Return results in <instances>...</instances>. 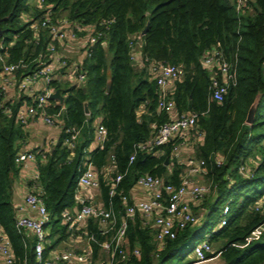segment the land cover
I'll list each match as a JSON object with an SVG mask.
<instances>
[{"label": "trees", "instance_id": "1", "mask_svg": "<svg viewBox=\"0 0 264 264\" xmlns=\"http://www.w3.org/2000/svg\"><path fill=\"white\" fill-rule=\"evenodd\" d=\"M235 3L236 0H0V56L6 63L27 61L45 50V32H39L40 43L35 45L30 25L47 10L55 21L66 19L103 32L90 57L82 61L86 72L83 86L71 83L63 87L65 83L56 82L64 97V127L80 129L81 141L70 155L62 146L61 134L45 161L42 151L33 150L39 173V197L50 216L44 257L69 236L61 215L76 208L74 191L86 149L94 138L96 119L101 117L107 141L102 150L91 152L89 161L100 170L113 154L116 171L127 170L121 183L124 193L144 174L172 185L180 183L184 166L170 156L176 142H170L155 155L139 152L128 166L133 145L151 138L150 124L168 121L167 115L156 109L158 90L152 79L151 63L160 62L183 67L184 76L173 82L170 96L175 101L177 116L197 115L196 130L202 143L195 148V157L205 161V181L212 183L213 192L208 200L191 207L198 216L197 222L180 231L175 239L166 240L162 250L156 249L153 228L143 226L138 218L129 221L127 248H137L140 255L115 264H188L185 259L197 245L195 234L204 231L211 246L215 245L208 258L219 255L223 264H264V233L256 234L264 222V206H258L264 197V0H250L239 14ZM108 20L113 22L106 29L101 23ZM145 27L140 55L132 60V37L141 34ZM211 49L220 50L235 73V82L221 103L211 99L212 73L201 63ZM1 67L0 62V71ZM22 100L23 97L13 103L12 115L7 117L2 113L5 100L0 91V226L11 243L15 264H38L35 241L16 231V211L11 202V190L20 174L14 158L23 132L15 113ZM84 102L88 115L84 113ZM253 103V122L247 125L246 114ZM141 105L148 115L138 122L136 111ZM216 156L223 158L220 166L214 161ZM241 165L250 170L249 179L239 175ZM30 186L27 181L26 189ZM109 200L108 185L100 177V201L108 207ZM111 202L121 216L119 197H113ZM226 204V224L216 231L210 230ZM85 231L93 234L97 242L104 239L94 219L88 221ZM91 248L92 258L96 259L99 246L92 242Z\"/></svg>", "mask_w": 264, "mask_h": 264}, {"label": "built area", "instance_id": "2", "mask_svg": "<svg viewBox=\"0 0 264 264\" xmlns=\"http://www.w3.org/2000/svg\"><path fill=\"white\" fill-rule=\"evenodd\" d=\"M250 0H236L235 11L243 13L245 6ZM41 19L33 22L30 28L33 32L35 45H39V32L44 31L47 44L43 52L37 53L33 59L18 60L6 63L0 56L2 64L0 71V91L4 97L2 113L10 117L11 106L22 97V104L15 113L16 123L25 130L31 123H40L50 130L56 131V136L50 138L43 147H37V152L42 151V159L45 161L47 154L58 143V138L64 134L62 146L70 155L73 154L76 144L80 140V129L76 127H64L63 112L64 104L60 105L57 100H50V95L58 88L56 82L76 86H83L86 72L81 67L85 57H90L93 47L103 35L101 30L94 27H85L71 23L66 19L55 21L49 10ZM28 21V20H27ZM113 21L108 20L101 26L108 28ZM108 25V26H107ZM142 35L132 37L133 42L142 45ZM105 46V42H102ZM80 50V62H71V48ZM130 47L133 48L132 44ZM140 55V53H139ZM138 55V56H139ZM137 57L133 50L131 59ZM205 70L212 73L209 90L211 99L221 103L229 90V86L235 82V73L224 54L218 49H211L201 60ZM153 80L158 90L156 109L159 113L167 116L176 113L175 101L170 96L173 82L181 80L184 70L181 65H168L160 62L151 63ZM219 76V77H218ZM10 105H6V104ZM60 107L54 110L55 107ZM145 107L141 105V108ZM196 118L194 113L181 114L168 119L163 124L151 126V138L140 144L133 145L132 152L128 157V166L132 165L139 152L155 155L162 152V147L170 142H176L171 149V160H175L179 166H184L182 178L178 185L165 183L162 178L149 174L140 175L134 185L126 193L121 188V183L127 175L116 171V160L113 154L109 156L106 165L98 170L84 158L83 168L78 177L74 191L76 208L74 211L65 210L62 215V224L66 225L67 231L75 233L85 230L90 219L97 221L100 235L104 238L97 242L93 234L87 235L89 243H97L99 249L107 256L105 261L97 264H115L125 261L130 256L138 257L140 252L137 248L128 250L127 229L129 221L140 219L145 227H151L155 231L154 242L156 249L162 250L166 240H173L180 231L187 226L197 222L198 216L194 214L192 206H196L206 197L212 194V183L204 181L208 175L206 163L195 156H185L184 150L190 144V140H202V136L196 130ZM139 122V115L137 116ZM94 141L99 150L104 148L107 141V130L98 123L95 127ZM36 153L33 149H20L14 158L15 165L20 173L27 174L29 166H36ZM43 161V162H44ZM215 163L220 166L223 158L216 156ZM238 173L243 178L249 179L252 174L250 170L241 165ZM100 177L108 185V196L110 198L108 207L100 202H91L94 192L100 195ZM27 179L31 182L30 188L26 189L24 205L30 216L16 217L15 228L18 234L25 238L33 239L35 261L38 264H90L92 260V248L86 252L78 253L73 249L63 251L52 250L44 257V248L47 244V229H49L50 216L45 208L43 200L39 197L40 182L37 168ZM137 196L132 197V193ZM119 197L122 206V215H118L113 209L111 199ZM264 206V197L258 202ZM229 206H223L219 227L226 224V216ZM120 214V213H119ZM86 232V231H84ZM264 233V222L259 225L257 231ZM88 234V233H87ZM214 249L208 239L197 244L192 251V259L188 264H205L208 255ZM0 264H15V255L11 243L0 226Z\"/></svg>", "mask_w": 264, "mask_h": 264}, {"label": "crops", "instance_id": "3", "mask_svg": "<svg viewBox=\"0 0 264 264\" xmlns=\"http://www.w3.org/2000/svg\"><path fill=\"white\" fill-rule=\"evenodd\" d=\"M75 49L76 48H71V60L73 59L72 55H74V53H75L76 54L75 60H78L77 62H80V59H79L80 55L78 56V54H77L78 50H75ZM136 52H137V57H138V55H139L138 50H136ZM136 67H138L137 64H136ZM172 90H173V87L171 88V91ZM86 115H88V114H86ZM136 115L137 116L139 115V120H141L142 116H147L148 113H147L145 107L141 108V106H139V108L136 111ZM175 116H176V113H173V114L168 115L167 117H168V119H170V118L175 117ZM100 122H101V117L97 119V123H96V125H94V129L97 126V124ZM153 124H156V123H151L150 129H151V126ZM35 128L38 130L33 132L35 130ZM25 130L26 131L23 132L24 137L22 138V140L19 141V143L22 146L23 142H26L25 141L26 139L29 142L26 143L27 145L24 144L22 146L23 149H30L29 147H30L31 143L37 142L40 140L38 142L39 144L38 143L35 144L34 149H33V150H35V149L37 150V147H43L44 144L46 145V143L49 142L50 138H52V137L54 138L57 135L56 131L50 130L40 123H31ZM81 138L82 137L80 135L79 141H81ZM189 143H190V144H188L189 146L184 149V150H186V151H184L185 156H195V148L202 143V140H198V138L197 139L193 138V140H190ZM95 149H98V148L96 147V144H95V141L93 138L89 147L86 149L87 151H86L85 158L89 159L91 156V152ZM35 168H36L35 164L29 166L27 171H26L27 174L23 175L22 173H20L17 180L13 184V187L11 190V202H12V205L14 207V210L16 211V217H18V216H30V217H32V214H30L26 210L25 205H24V195L26 192V183H25L24 179H27L26 178L27 175L32 174ZM204 181H205V179H204ZM134 196H137L136 192H135V194L132 193V197H134ZM91 202H100V195H98L94 192L93 197L90 200V203ZM72 211H74V209ZM84 231H81L80 233H71L68 231L69 236L67 237V239L65 241H62L61 243H59L53 250L63 251L66 249H68V250L69 249L70 250L76 249L75 250L76 252H78L79 250H81L80 252H86V250H89V248H91V243L88 242V237H87L88 234H87V232H84ZM49 232H50V228L47 229V234H49ZM55 238H57V236ZM106 259H107V256L101 250H99L98 257L96 259L92 258L90 264H97L99 262L105 261ZM73 264H77V263H73Z\"/></svg>", "mask_w": 264, "mask_h": 264}, {"label": "rangeland", "instance_id": "4", "mask_svg": "<svg viewBox=\"0 0 264 264\" xmlns=\"http://www.w3.org/2000/svg\"><path fill=\"white\" fill-rule=\"evenodd\" d=\"M65 15V14H64ZM62 17H64V16H62ZM140 46V43L137 41L136 43H134V45H133V50H140L139 47ZM75 50H78V56L80 55V50L78 49V47H76V49ZM72 57H73V59H76V54L74 53V55H72ZM66 86H68V83L67 82H65V84H64V86L63 87H66ZM96 123H97V119H96V121L94 122V124H93V126L94 125H96ZM38 129H36L35 128V130L33 131V132H35V131H37ZM24 131H26V130H22V132H24ZM35 134V133H34ZM23 137H24V135H23ZM26 142H23V144H22V146L25 144V145H27L26 143L27 142H29L27 139L25 140ZM40 141V140H39ZM39 141H37V142H33V143H31L30 144V147L29 148H31V149H34V146H35V144H37ZM19 143V142H18ZM20 144V143H19ZM39 144V143H38ZM43 144V143H42ZM20 146H21V144H20ZM22 146L20 147V149L22 148ZM19 149V150H20ZM210 198V196H208V197H206L205 199H209ZM238 200H240V198H238ZM223 203V202H222ZM222 203H219V206L222 204ZM197 205V204H196ZM220 218L221 217H219V214H218V217L215 219V221H214V223H213V225L209 228L210 230L211 229H214V231H216L217 229H219L220 227H219V220H220ZM81 228H79V231H77V232H75V233H80L81 231ZM209 230V231H210ZM208 231V232H209ZM256 234L257 235H260V233L259 232H256ZM208 233L206 232V231H204V232H198L197 234H195V240H194V244H199V243H201V242H203L205 239H208ZM214 249H215V245H213L212 246ZM76 250V249H75ZM81 250H79L78 251V253H82V252H80ZM192 254V253H191ZM190 254V256L188 255V257L185 259V262L186 261H190L191 259H192V255ZM205 264H223V261H222V259H221V257L219 256V255H214V256H212L211 258H208V260L206 261V263Z\"/></svg>", "mask_w": 264, "mask_h": 264}, {"label": "water", "instance_id": "5", "mask_svg": "<svg viewBox=\"0 0 264 264\" xmlns=\"http://www.w3.org/2000/svg\"><path fill=\"white\" fill-rule=\"evenodd\" d=\"M146 31H147V27H145V29L141 32V35H145ZM0 35H1V31H0ZM109 88H110V79H107L106 93H108ZM49 98H50V100H57L60 105L64 104V97L61 94V91L59 89L55 90V92L53 94H51ZM83 108H84V113L88 114V109H87L86 102L83 103ZM255 109H256V103H253L250 106V108H249V110H248V112L246 114L245 124L250 125L253 122ZM166 163H167V161H166Z\"/></svg>", "mask_w": 264, "mask_h": 264}]
</instances>
